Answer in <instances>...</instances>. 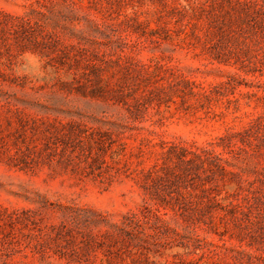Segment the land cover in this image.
I'll list each match as a JSON object with an SVG mask.
<instances>
[{"label": "rangeland", "instance_id": "374dc122", "mask_svg": "<svg viewBox=\"0 0 264 264\" xmlns=\"http://www.w3.org/2000/svg\"><path fill=\"white\" fill-rule=\"evenodd\" d=\"M0 264H264V0H0Z\"/></svg>", "mask_w": 264, "mask_h": 264}]
</instances>
